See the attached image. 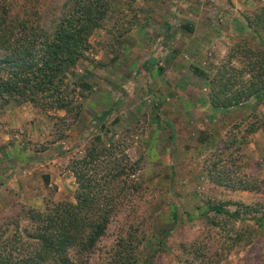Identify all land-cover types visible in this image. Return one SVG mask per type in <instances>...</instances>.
<instances>
[{
    "label": "rangeland",
    "instance_id": "rangeland-1",
    "mask_svg": "<svg viewBox=\"0 0 264 264\" xmlns=\"http://www.w3.org/2000/svg\"><path fill=\"white\" fill-rule=\"evenodd\" d=\"M182 1L112 0L102 27L90 36V48L77 65L79 74L88 72L85 80L90 84L89 89L77 88L72 95L81 104L78 115L76 107L69 112L42 111L27 103L3 110L0 140L8 138L0 149L11 145L10 152H5L11 164L28 169L32 186L37 175L46 174L37 169L48 159H54L56 175L65 176L57 183L54 179L49 186L41 185L38 206L14 200L8 208H0V225L22 206L41 208L46 202L74 200L71 158L82 152L93 135L100 134L107 143L118 145L116 157L126 153L137 162L129 178L138 186L130 185L119 193L117 208L88 264H98L117 236L129 233L139 239L142 264H264V133L255 137V148L249 146L250 135H244L245 115L263 112L264 102L256 105L257 100L251 98L248 110L243 106L234 110L233 120L223 125L215 111L209 114L199 102L206 91L183 83L196 76L194 67L203 72L209 66V56L196 61L198 66L186 52L172 59L160 57V20L180 18L168 6ZM38 2L41 24L49 28L66 0ZM262 5L263 1L249 0L245 13L250 15ZM227 54L213 55L216 71L217 65L225 64ZM159 59L163 70L170 69L168 75L156 74ZM165 77L177 89L165 91L161 87ZM166 97H170L167 102ZM105 111L109 113L100 124ZM6 113L9 117L3 116ZM243 185L255 189H237ZM212 203L228 210L243 204L241 218L215 213L209 209ZM252 216H262L260 223Z\"/></svg>",
    "mask_w": 264,
    "mask_h": 264
},
{
    "label": "trees",
    "instance_id": "trees-1",
    "mask_svg": "<svg viewBox=\"0 0 264 264\" xmlns=\"http://www.w3.org/2000/svg\"><path fill=\"white\" fill-rule=\"evenodd\" d=\"M111 3L66 0L59 16L45 28L38 0H0V115L9 105L23 103L42 111L69 112L76 107L75 114H79L81 104L72 95L77 88L89 89L90 84L85 80L88 72L79 74L77 65ZM244 18L250 37L232 45L224 64L229 63L228 68L221 64L211 76L199 72L209 81L207 99L214 108L249 106L251 98L257 100L256 105L264 102V5ZM159 62L157 68L162 71ZM108 113H102L100 124ZM244 119L248 123L244 135H251L264 126V111L249 112ZM118 148L100 134L93 135L82 152L71 158L74 200L46 202L41 208L22 206L5 216L0 225V264H88L117 208L119 193L130 185L138 186L129 178L137 162L126 153L116 157ZM217 183L227 187L221 180ZM235 205L228 210L212 203L209 209L240 219L243 204ZM261 217L250 218L259 224ZM21 221L27 224L22 226ZM138 245L139 239L132 234H120L98 264H142Z\"/></svg>",
    "mask_w": 264,
    "mask_h": 264
},
{
    "label": "crops",
    "instance_id": "crops-1",
    "mask_svg": "<svg viewBox=\"0 0 264 264\" xmlns=\"http://www.w3.org/2000/svg\"><path fill=\"white\" fill-rule=\"evenodd\" d=\"M251 1L264 2V0ZM248 4L249 0H183L179 4H169L168 7L173 10L175 9V14L179 15L180 18L170 16L167 19L162 21L160 20L158 27L161 29L159 28L157 31L160 33L157 37L159 42L158 49L161 50L160 57L164 55L165 59H172L176 54L186 52L190 61L198 66L196 61H200L204 57L209 56V66H206L203 69V72L209 74L212 71H216V69H214L216 60L213 55L216 56L218 53L223 52L228 53L229 50L226 51V48L230 49L238 38L249 33V29L244 18V14L246 12L245 9L249 7ZM184 56L187 55L184 54ZM211 56L213 57L211 58ZM221 57L225 56L223 55ZM159 61V64L162 65L161 59H159ZM154 67V69H156V74L163 73L162 75L164 76L170 73V69H167L168 67H166L163 71H160L157 66ZM217 67L219 68L220 64L217 65ZM194 68L198 69L195 74L196 76L189 80L183 79L184 85L188 86V88H202L206 91L204 92L203 97H201L202 101L199 102L203 104L204 110L210 111L209 114H212V111H215V116L217 119L222 120L221 123L223 125H226L233 116L235 117L234 110L237 111L242 108V106L248 110L245 103L228 108L212 107L206 94L209 88V81L199 73L200 71L198 67ZM145 72L146 71L141 72L140 74ZM180 80L181 79L179 78V81ZM161 87H164V89H166L165 91L168 89L171 91L174 88L177 89L178 86L171 83V81L167 80V77H165V81L162 82ZM165 91L162 92L165 93ZM169 91L166 93H171ZM169 100L170 97H166V102ZM190 100L191 102L197 103V100L195 99ZM243 115L244 114H242V116ZM3 116L9 117L7 113ZM10 123H12V121ZM0 131H3L1 130V126ZM263 133L264 126L258 129L255 133L251 134L249 146L255 148V137H259L263 135ZM5 138H8V135L4 136L0 140V143H4ZM10 149L11 145L8 143L0 149V208H8L14 200L25 203L26 205L38 206L40 202L39 194L41 192V185L45 186L46 184V186H49L51 185V181L54 179H56L55 183H57L65 176V173L56 175V170H54L52 164L54 159H48L45 161V164L40 163V167L37 169L38 171H45L44 173L46 174L41 177L37 175L35 183L36 186H32L29 181L28 169H17L13 166V164H11L12 161L10 157L5 154V152L9 153ZM16 172H18V174ZM41 178L44 179L45 183L41 181ZM60 188L61 187L59 186L58 189L60 190Z\"/></svg>",
    "mask_w": 264,
    "mask_h": 264
}]
</instances>
